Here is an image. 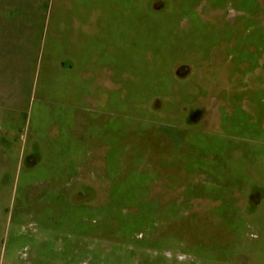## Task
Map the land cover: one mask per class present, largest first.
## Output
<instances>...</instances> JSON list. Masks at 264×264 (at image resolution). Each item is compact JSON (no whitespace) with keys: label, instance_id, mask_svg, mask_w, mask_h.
Returning <instances> with one entry per match:
<instances>
[{"label":"trees","instance_id":"trees-1","mask_svg":"<svg viewBox=\"0 0 264 264\" xmlns=\"http://www.w3.org/2000/svg\"><path fill=\"white\" fill-rule=\"evenodd\" d=\"M144 1L82 0L80 3L87 2L86 6L73 7L71 13L80 24L91 27V34L82 33V40L78 43L60 42V46L48 41V37L44 38L42 63L52 53L62 65L66 60L70 65L68 69L55 70L53 76L43 73V81L41 79V84L37 83L35 89L37 99L56 103L60 95L72 105V109L73 106L81 107L79 90L85 94L87 88L80 84L78 75L90 67L110 71L113 83L121 84V98L120 90L111 92L105 112L125 116L127 97L129 101L142 103L173 96L176 105L196 103L197 98L186 93L187 85L181 83L173 67L180 63L191 64L195 55L199 61L206 60L213 48L223 41H230L232 35L216 33L214 26L202 22L196 11L200 2L204 1L213 8H223L225 0H166L167 11L155 13L145 11ZM246 4L255 8L248 1L233 8L243 11ZM91 14L94 19H89ZM183 20L189 23L185 30L179 27ZM184 66L182 70H187V64ZM129 76L136 77L137 81L127 86ZM125 89H128V96ZM45 107L38 109L33 105L29 115V131L42 146L41 132L56 125L61 134L57 140L49 141L47 148L54 153L70 149L77 154L79 165L92 146L108 147L103 158L105 170L101 173V177L108 178L112 185L107 205L97 208L70 204L64 188L61 199L52 198L54 208L61 215L47 225L61 234V251L56 259L62 264H74L76 259L80 262L89 253L93 264H105L111 256L116 259L115 264H120L133 259L134 252L142 248L160 255L180 252L193 259L187 264H235L238 260L264 264V207L255 205L254 210L249 209L252 213L244 218L235 198L236 193H243L251 185L249 163L264 165V149L258 151L253 148H264L263 145L247 146V143L240 142L237 145L222 138L206 142L189 136L180 147L177 162L172 161L171 167L164 164L154 166L150 162L146 168L142 162H134L126 175L124 122L109 119L95 126L97 120L92 118L93 124L86 126L83 133H78L74 143L66 137V132L72 128L73 123L69 119L73 110H67L65 121L60 118L62 113L53 106ZM233 151L239 152V161L232 158ZM261 171L255 178L260 186H264V171ZM131 172L139 174L142 182L125 186ZM190 173L202 177L201 181H187ZM36 176H39L38 172L33 177ZM155 182L169 189L182 188V203H168L161 208L150 209L151 206L143 199L149 192V185ZM195 199H210L217 206L205 214L189 212V202ZM123 211L129 213L123 214ZM161 223L163 227H159ZM199 224L213 227L212 230H204V226ZM249 234L254 237H247ZM101 243L107 246L99 247ZM90 244L94 246L93 251L87 250ZM162 259L164 264L170 262Z\"/></svg>","mask_w":264,"mask_h":264},{"label":"rangeland","instance_id":"rangeland-1","mask_svg":"<svg viewBox=\"0 0 264 264\" xmlns=\"http://www.w3.org/2000/svg\"><path fill=\"white\" fill-rule=\"evenodd\" d=\"M81 1L0 0V115L12 113L14 116L19 112L28 113L33 105L38 109L44 106L46 101L38 100V94L35 95L37 83L40 82V85L41 79L43 81V73L45 72L46 76H53L55 70L68 69L70 63L66 60L62 65L59 58L50 53L43 64L41 61L43 40L48 37V41L60 46V42L61 44L78 43L82 40L80 35L82 33L91 34V27L80 24L71 13L73 7L87 5V2L80 3ZM247 1L253 3L255 8L250 4H246V9L243 11L233 8ZM143 8L149 13H155L166 12L168 6L166 0H145ZM196 11L202 22L214 26L216 33L232 35L230 41H223L218 47L213 48L209 52L208 59L199 61L195 55L194 59H191V64L186 63L187 70L181 71L186 67L184 63L173 67L176 75L180 76L181 83H186V93L197 98L196 103L176 105V98L173 96L164 99L154 98L142 103L129 101L127 97L125 116H118L104 111L111 92L120 90L119 98L122 96L121 84L113 83L112 73L106 69L90 67L87 72L78 73L80 84H85L87 92L83 94L79 90L82 101L76 114L77 132L83 133L86 126L90 127L93 124L92 118L97 120L94 122L95 126L109 119L114 122H124L127 145L126 175L130 173L128 167L134 162H142L146 168L150 162L154 166L164 164L171 167L172 161L177 162L180 147L189 136L195 139L202 138L206 142L214 139L219 141L222 138L237 145L239 142L247 143V146L256 145L249 143V140L264 141V121L254 112V108L264 110V103L262 105L258 103L260 99L264 102V0H225L223 8H213L203 1L198 4ZM90 18L94 19L95 16L91 14ZM188 26L186 20L179 25L184 30ZM129 77L127 86L137 81L136 77ZM125 93L128 96V89H125ZM64 99L59 95L56 106L52 105L55 102L49 101L50 104L45 105V108L50 105L56 111H62L65 106L69 107V103ZM249 99L255 102L254 106L248 104ZM241 109L249 111L253 109L246 128H238L229 119L234 110L238 111L237 117L242 118L239 112ZM0 133L4 131L0 129ZM10 137L8 135L6 139L8 142L4 141V144L10 147L11 152L13 147L15 150L19 148L23 134L20 136L15 133L13 139ZM32 140L33 138L31 140L29 138L28 142L31 143ZM155 145L157 146L154 148ZM35 147L30 150L34 152ZM39 147L38 150L43 151L41 144ZM92 147V151H88L87 168L79 170L77 194L74 196L72 193L70 203L99 208L108 204V191L112 187L108 178L101 177L102 171L105 170L103 158L108 147L96 145ZM253 148L264 149L260 146ZM164 151L166 153H162ZM232 158L239 161L241 156L239 152L233 151ZM34 160L30 158L31 162ZM247 163L249 162L245 164ZM262 164L249 163L248 175L251 185L244 187L243 193L235 194L237 208L244 218L252 213L249 209L254 210V204L259 198L264 203V186H260L255 178L259 171H264ZM200 179L202 177L193 173L187 177V181L191 183H199ZM141 182V176L131 172L124 185H136ZM255 188L258 189L257 192L254 191ZM148 189L149 192L143 201L151 206L150 209H158L168 203L176 205L182 203V188L169 189L162 183L155 182L149 185ZM189 206V212L205 214L217 206V203L210 199H195L189 202ZM125 213L129 211H123V214ZM199 225L204 226V230H212L213 227L209 224ZM159 227H163L162 223ZM248 236L254 237L250 234ZM226 237L229 240L230 237L228 238L227 235ZM262 241L264 242V237ZM106 246L104 243L99 245V247ZM134 253L133 259L122 261L120 264H164L162 258L170 261L167 264L193 262L191 257L180 252H165L160 255L156 251L142 248ZM115 260L111 256L105 264H115ZM235 264L249 263L247 260H238Z\"/></svg>","mask_w":264,"mask_h":264},{"label":"crops","instance_id":"crops-1","mask_svg":"<svg viewBox=\"0 0 264 264\" xmlns=\"http://www.w3.org/2000/svg\"><path fill=\"white\" fill-rule=\"evenodd\" d=\"M261 92L263 96V90ZM247 102L250 106L255 104L250 99ZM258 103L262 105L264 102L260 99ZM47 104L50 103L44 102L43 105ZM52 105L56 106L57 103ZM31 108L28 113L19 112L14 116L12 113L0 115V129L4 131L0 133V261L2 260V264H62L56 259L61 251V234L47 225L53 222L52 219L55 220L61 215L60 211L54 208L55 203L52 198L55 196L61 199L63 188L68 192L69 203L72 193L76 196L79 170L87 168L88 152L79 165L77 154L72 153L70 149L59 153L49 150L46 144L57 140L61 134L56 125L51 129H43L40 135L45 147L43 146V151L38 150L40 143L34 133L29 131ZM73 108L72 105L65 106L60 111L62 113L60 118L66 121L67 110H73V116L69 119V122L73 123L72 128L68 129L66 137L70 142L76 143L78 108L75 106ZM252 110L241 109L239 112L242 118H238L236 113L238 111L234 110L229 119L238 128H246ZM254 112L264 121V110L254 108ZM15 133L20 136L23 134V139H20L19 148L15 150L13 147L10 152V147H6L4 141L8 142L6 140L8 135L13 139ZM29 138L30 140L33 138L31 143L28 142ZM248 142L264 146L262 140ZM33 146H36L34 152L30 150ZM31 157L35 159L33 162L30 161ZM37 172L39 176L33 177ZM257 190L254 189L255 192ZM254 205L263 206V200L259 198ZM93 248L94 246L90 244L87 250L93 251ZM92 258L89 253L80 262L76 259L74 264H93Z\"/></svg>","mask_w":264,"mask_h":264},{"label":"water","instance_id":"water-1","mask_svg":"<svg viewBox=\"0 0 264 264\" xmlns=\"http://www.w3.org/2000/svg\"><path fill=\"white\" fill-rule=\"evenodd\" d=\"M182 71H184V70H182Z\"/></svg>","mask_w":264,"mask_h":264}]
</instances>
